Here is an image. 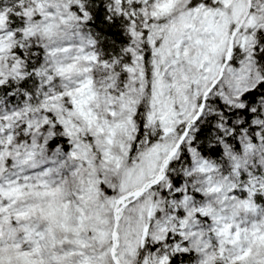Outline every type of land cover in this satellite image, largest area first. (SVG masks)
<instances>
[{"label":"snow or ice","instance_id":"obj_1","mask_svg":"<svg viewBox=\"0 0 264 264\" xmlns=\"http://www.w3.org/2000/svg\"><path fill=\"white\" fill-rule=\"evenodd\" d=\"M0 264H264V0H0Z\"/></svg>","mask_w":264,"mask_h":264}]
</instances>
